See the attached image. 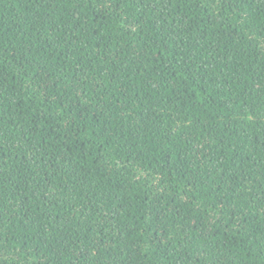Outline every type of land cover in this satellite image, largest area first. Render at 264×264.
<instances>
[{
    "label": "trees",
    "instance_id": "1",
    "mask_svg": "<svg viewBox=\"0 0 264 264\" xmlns=\"http://www.w3.org/2000/svg\"><path fill=\"white\" fill-rule=\"evenodd\" d=\"M0 264H264V0H0Z\"/></svg>",
    "mask_w": 264,
    "mask_h": 264
}]
</instances>
